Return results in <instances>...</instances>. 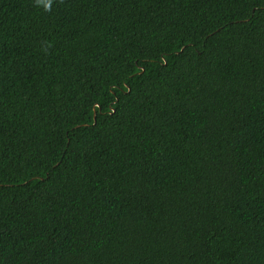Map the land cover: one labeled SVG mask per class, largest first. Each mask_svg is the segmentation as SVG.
Masks as SVG:
<instances>
[{
	"label": "trees",
	"instance_id": "obj_1",
	"mask_svg": "<svg viewBox=\"0 0 264 264\" xmlns=\"http://www.w3.org/2000/svg\"><path fill=\"white\" fill-rule=\"evenodd\" d=\"M0 264H264V0H0Z\"/></svg>",
	"mask_w": 264,
	"mask_h": 264
},
{
	"label": "clouds",
	"instance_id": "obj_2",
	"mask_svg": "<svg viewBox=\"0 0 264 264\" xmlns=\"http://www.w3.org/2000/svg\"><path fill=\"white\" fill-rule=\"evenodd\" d=\"M48 7H49V4H48V3H46V4H45V8H48Z\"/></svg>",
	"mask_w": 264,
	"mask_h": 264
}]
</instances>
